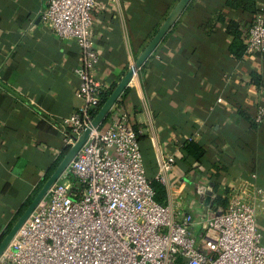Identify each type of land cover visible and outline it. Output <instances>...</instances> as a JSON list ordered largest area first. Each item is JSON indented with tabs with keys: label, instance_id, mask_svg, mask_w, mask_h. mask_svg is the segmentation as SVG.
<instances>
[{
	"label": "crops",
	"instance_id": "1",
	"mask_svg": "<svg viewBox=\"0 0 264 264\" xmlns=\"http://www.w3.org/2000/svg\"><path fill=\"white\" fill-rule=\"evenodd\" d=\"M178 1L98 0L94 76L103 94ZM232 1L191 0L100 127L119 111L144 129L140 146L152 180L160 161L173 156L165 205L196 218L227 210L234 193L252 189L254 173L264 187V121H255L264 102V54L231 52L237 39L246 46L258 12ZM256 6L264 10V0ZM46 8V0H0V242L60 159L62 122L82 104L75 72L82 50L42 20ZM190 143L199 157L186 149ZM258 223L264 240L263 216Z\"/></svg>",
	"mask_w": 264,
	"mask_h": 264
},
{
	"label": "built area",
	"instance_id": "2",
	"mask_svg": "<svg viewBox=\"0 0 264 264\" xmlns=\"http://www.w3.org/2000/svg\"><path fill=\"white\" fill-rule=\"evenodd\" d=\"M42 20L82 50L76 96L81 106L61 125L66 147L75 143L102 104L104 83L94 76L92 12L98 0H46ZM248 55L264 54V10L248 29ZM256 123L264 121V102ZM129 117L113 112L94 130L45 199L22 226L0 264H264V187L252 175L250 191L233 194L227 210L198 217L155 198L140 137ZM168 155L155 181L166 184Z\"/></svg>",
	"mask_w": 264,
	"mask_h": 264
},
{
	"label": "water",
	"instance_id": "3",
	"mask_svg": "<svg viewBox=\"0 0 264 264\" xmlns=\"http://www.w3.org/2000/svg\"><path fill=\"white\" fill-rule=\"evenodd\" d=\"M191 0H179L172 11L170 12L167 19L163 22L161 27L158 29L157 33L154 35L152 40L148 43V45L144 48L142 53L138 56L134 65L131 66L127 74L121 79L118 85L114 88L109 97L105 100V102L100 106L97 113L91 120V123L85 130L79 135L76 139L75 143L72 144L66 154L63 156L62 160L57 165L56 169L53 173L47 178L44 182L43 186L40 188L38 193L35 195L31 203L27 206V208L23 211L20 217L17 219L15 224L9 230V232L4 236V238L0 242V258L4 255L7 249L10 247L11 243L17 236L18 232L31 216L33 211L37 208V206L45 199L48 195L52 186L60 179L63 173L67 170L71 162L74 160L84 143L87 141L91 133L100 128L108 115L110 114L112 108L123 94L126 87L129 85L137 71L142 67V65L146 62V60L153 54L158 45L161 43L166 34L171 30L174 24L179 20L187 6Z\"/></svg>",
	"mask_w": 264,
	"mask_h": 264
},
{
	"label": "trees",
	"instance_id": "4",
	"mask_svg": "<svg viewBox=\"0 0 264 264\" xmlns=\"http://www.w3.org/2000/svg\"><path fill=\"white\" fill-rule=\"evenodd\" d=\"M230 4L233 5V6H236V7H244V9L248 10L249 12H253V13H257V12H260L261 11V10L259 11L258 8H257V6H256V0H233ZM237 37H238V34H235V38L236 39H237ZM237 42H239L238 39L235 40L234 44L231 46V52L234 55L242 54L241 53L242 50L245 51V49H246V46H242V45L238 44ZM241 47L243 49H241ZM112 91L113 90H108V91H106L103 94V96H102V104L109 97V95L112 93ZM98 109L94 111V115L97 113ZM68 148L69 147H65L64 148V150L61 153L60 159L58 160V162H56V164H54V167H53L52 171L55 170V168L57 167V165L59 164V162L62 160V158L66 154ZM186 149L190 153H193L194 155H196L197 157H199L202 154V153H199L196 149L194 150L192 143L187 144L186 145ZM52 171H50V173L48 174V176L46 177V179L53 173ZM153 187H154V190H155V193H156V195H155L156 200L159 203H161V204H166L167 198H166V190H165L164 185L161 184V183H159V182H157V181H155V179H153ZM40 188H41V186H40ZM40 188H38L37 191L30 198L29 204L31 203V201L33 200V198L35 197V195L38 193V191L40 190Z\"/></svg>",
	"mask_w": 264,
	"mask_h": 264
},
{
	"label": "rangeland",
	"instance_id": "5",
	"mask_svg": "<svg viewBox=\"0 0 264 264\" xmlns=\"http://www.w3.org/2000/svg\"><path fill=\"white\" fill-rule=\"evenodd\" d=\"M217 213H219V211H215V210H211V212H210V215H215V214H217ZM209 214V213H208Z\"/></svg>",
	"mask_w": 264,
	"mask_h": 264
}]
</instances>
